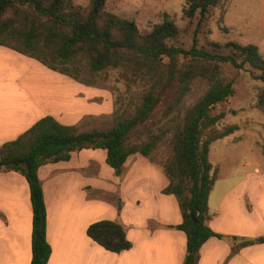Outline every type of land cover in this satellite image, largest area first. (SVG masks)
I'll return each mask as SVG.
<instances>
[{
	"label": "trees",
	"instance_id": "1",
	"mask_svg": "<svg viewBox=\"0 0 264 264\" xmlns=\"http://www.w3.org/2000/svg\"><path fill=\"white\" fill-rule=\"evenodd\" d=\"M220 0H187L184 15L193 19L197 15V29L208 12ZM106 0H91L86 8L77 7L73 0H0V45L14 41L17 50L28 54L48 67L65 66L84 58L88 71L97 73L108 67L145 66L157 72L163 57L170 60L168 82L178 71V58L187 52L169 45L178 35L173 20L165 19L156 24L148 34H142L134 21L121 18L105 8ZM195 32V33H196ZM196 36L191 48L192 59L229 64L235 69L249 65L260 73L256 79L264 85V57L255 44L241 45L229 42L225 54L197 50ZM191 67H196L191 65ZM64 70V68H62ZM62 71V70H61ZM193 70H189L192 73ZM188 75L182 92L189 89ZM235 95L232 82H215L185 115L184 127L173 136L172 160L163 166L169 185L162 191L177 198L182 222L174 226L186 236V256L183 264H197L199 250L211 238L230 239L233 252L254 243H264V238L240 239L215 233L208 225L209 196L217 181L216 170L209 159L210 145L229 136L236 129L230 127L220 134H209L225 117L223 112L214 114V108ZM160 102V94L150 92L131 116L118 121L107 129L78 132L75 127L60 123L47 115L39 119L16 140L0 147V172L15 171L23 175L29 186L32 207V235L30 264H47L51 247L46 239V205L38 170L46 163L65 162L73 152L95 149L106 152V163L117 177L127 159L139 154L149 157L157 148L162 135H149L145 142L130 143L131 134L147 122ZM264 108V96L258 97ZM197 212V222L191 218ZM173 227V226H172ZM88 236L112 253L130 250L132 243L119 223L101 220L91 223ZM240 239L239 242H237Z\"/></svg>",
	"mask_w": 264,
	"mask_h": 264
},
{
	"label": "rangeland",
	"instance_id": "2",
	"mask_svg": "<svg viewBox=\"0 0 264 264\" xmlns=\"http://www.w3.org/2000/svg\"><path fill=\"white\" fill-rule=\"evenodd\" d=\"M90 1L73 0V4L86 8ZM186 1L106 0L105 8L108 12L134 21L142 34L150 33L156 24L165 19L175 22L178 35L168 43L187 53L179 56L178 71L169 82L170 60L167 57L162 58L157 72H150L145 66H120L91 73L84 58H78L74 64L68 63L65 66L54 64L55 69H52L18 51L14 41L6 40L5 45L0 46L22 57L36 60L31 66L38 72L43 69L50 72V75L43 73L42 83L44 90L50 89L56 93L57 103L50 105L53 117L64 125L75 127L78 132L111 128L118 121L134 114L146 94H160L159 104L147 122L139 125L131 134L130 143L145 142L149 135H162L157 148L149 157H144L147 162L161 169L173 158V136L183 129L187 111L215 82H232L235 95L213 110L214 114L223 112L225 117L211 130L204 131V138L209 134L223 133L230 127L236 128L229 136L210 145L209 159L218 178L211 197L212 205H218L222 194L230 192L225 204L233 209H225V212L238 213L243 205L246 206L251 193L255 194L256 199L261 197L264 204V108L258 105V97L261 94L264 96V85L255 77L260 72L251 66L245 65L238 70L229 64L207 61L201 57L192 59L191 48L196 36L197 50L225 54V45L236 42L241 45H257L264 57V0H220L208 12L197 32L199 16L188 19L184 15ZM9 65L13 76L8 88L15 92L18 90L20 99L31 98L22 89L23 84L19 83L23 70L18 69L14 62H9ZM191 69L193 72L189 73ZM186 75L189 89L182 92L181 86L185 85ZM19 98L16 97V101ZM13 100L14 97L10 104H14ZM90 150L82 151V155L78 156H106L104 150ZM132 156L141 157L139 154ZM105 166L101 167L98 176L78 175L79 182L74 187L77 195L73 193V197L76 200L91 202L90 219L115 210L120 212L125 206L129 212L138 211L141 216L152 219L147 224L154 230L157 227L156 220L173 221L176 212L181 214L179 207H157L160 201L157 197L163 193L157 194L156 185L159 182L146 177L144 169H141L143 167L134 170V166L127 165V169L124 166V178L127 180L124 195L127 198L121 199L115 192H103L99 185L102 182L110 185L108 181L116 178L106 161ZM82 181L84 187L87 182L90 183V192L86 188L79 192ZM87 193H90L89 198ZM173 198L177 199L174 195ZM172 229L176 228L173 226Z\"/></svg>",
	"mask_w": 264,
	"mask_h": 264
},
{
	"label": "crops",
	"instance_id": "3",
	"mask_svg": "<svg viewBox=\"0 0 264 264\" xmlns=\"http://www.w3.org/2000/svg\"><path fill=\"white\" fill-rule=\"evenodd\" d=\"M34 61L36 60L22 57L0 46V147L16 140L42 117H53L50 105H56V93L50 89L44 90L42 83L43 73L50 75V72L46 69L38 72L31 66ZM9 62H14L18 69L23 70L19 83L23 84L22 89L31 98L20 99L18 90L12 92L8 88L13 76ZM12 97L14 104H10ZM16 97L19 98L17 101ZM82 151L79 154L73 152L69 161L46 163L38 170L46 205V239L51 247L47 264H183L186 236L180 230L167 228L182 222V215L177 212L173 221L154 220L157 224L154 230L147 224L152 219L141 216L138 211L129 212L125 210V206L120 212L115 210L90 219L91 202L79 201L78 198L76 200L73 197V193L77 195L74 187L78 185L80 174L86 177L98 176L101 167L106 168V156H78L82 155ZM125 164L126 169L128 166H134V170L143 167L141 169H144L146 177L157 179V194L162 193L169 185L163 169L147 162L143 156H130ZM124 166L120 177L112 176V180L108 181L110 185L103 182L99 185L103 192L118 193L121 199L126 197ZM86 184L84 187L83 181L80 183L79 192L82 188L90 192L91 185L88 182ZM213 191L214 187L208 202L211 216L208 225L215 233L237 236L241 240L264 238V204L261 197L256 199L255 194H249L241 212L230 213L225 212V209H233L225 204L230 192L223 193L219 204L213 206ZM87 195L89 198L90 193ZM157 198L160 199L157 203L159 208L179 207L173 195L163 194ZM101 220L114 221L123 226L132 248L112 253L91 240L87 234L88 227ZM31 235L32 207L28 183L18 172L1 171L0 264H30ZM233 245L234 242L230 239L211 237L199 250L197 264H264V243L241 247L237 252H233Z\"/></svg>",
	"mask_w": 264,
	"mask_h": 264
},
{
	"label": "water",
	"instance_id": "4",
	"mask_svg": "<svg viewBox=\"0 0 264 264\" xmlns=\"http://www.w3.org/2000/svg\"><path fill=\"white\" fill-rule=\"evenodd\" d=\"M197 212H192L191 213V218H192V221H193V223L195 224L196 222H197Z\"/></svg>",
	"mask_w": 264,
	"mask_h": 264
}]
</instances>
